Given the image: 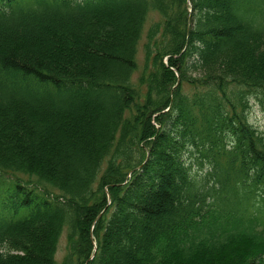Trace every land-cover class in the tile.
Instances as JSON below:
<instances>
[{
	"label": "trees",
	"instance_id": "16d2710c",
	"mask_svg": "<svg viewBox=\"0 0 264 264\" xmlns=\"http://www.w3.org/2000/svg\"><path fill=\"white\" fill-rule=\"evenodd\" d=\"M252 95L264 0H0V264H264Z\"/></svg>",
	"mask_w": 264,
	"mask_h": 264
},
{
	"label": "rangeland",
	"instance_id": "374dc122",
	"mask_svg": "<svg viewBox=\"0 0 264 264\" xmlns=\"http://www.w3.org/2000/svg\"><path fill=\"white\" fill-rule=\"evenodd\" d=\"M161 21V17L156 13H150L148 19L144 25L143 33L141 36V40L138 45V53H137V71L134 75L133 81L137 84L138 79L143 75V70L145 67V53H144V46L147 43V35L149 30L156 25V23ZM198 74H195L197 76ZM185 92H189V87L187 85L183 86ZM251 109L249 114V121L250 124L258 129L260 132H264V100L260 101L254 95L251 97ZM195 171H198L196 168ZM6 180H9V177H5ZM23 180H26L23 178ZM66 247H67V230L64 229L58 244V250L56 254L57 264H62L63 259L66 255Z\"/></svg>",
	"mask_w": 264,
	"mask_h": 264
}]
</instances>
